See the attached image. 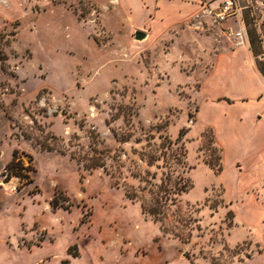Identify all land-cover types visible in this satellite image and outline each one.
Listing matches in <instances>:
<instances>
[{"label":"rangeland","instance_id":"rangeland-1","mask_svg":"<svg viewBox=\"0 0 264 264\" xmlns=\"http://www.w3.org/2000/svg\"><path fill=\"white\" fill-rule=\"evenodd\" d=\"M253 3L244 45L202 6L0 0V264H264V218L241 212L264 185L243 187L221 122L241 98L216 80L264 74ZM14 157L29 178L5 182Z\"/></svg>","mask_w":264,"mask_h":264},{"label":"crops","instance_id":"crops-1","mask_svg":"<svg viewBox=\"0 0 264 264\" xmlns=\"http://www.w3.org/2000/svg\"><path fill=\"white\" fill-rule=\"evenodd\" d=\"M150 7L163 11L166 8H192L203 4L216 7L222 0H146ZM141 9L139 3H135L133 10L138 12ZM249 14V13H248ZM250 16V15H249ZM231 25L226 26L227 23ZM237 26L236 30L235 27ZM221 28L225 34L232 36V32L242 28L235 25L231 20L225 22ZM243 30V29H242ZM246 33V27H245ZM247 37V35H246ZM242 43L245 45V40ZM249 45L248 39L246 42ZM245 48L236 52L239 55L245 54ZM216 80L225 87L229 84L234 86L233 92H228V96L241 98V110L243 112V122H236V117L222 118L223 124H228L230 128L231 141L236 149L241 152V160L244 171L243 187L251 185H264V75L260 72L255 62H243L220 64ZM235 123V125L230 124ZM231 125V126H229ZM237 136H239L237 138ZM228 145V144H227ZM244 203L241 208L242 221L247 226L257 229L264 218V206L256 203L253 197ZM262 231V230H261ZM264 246V234L261 235ZM264 256V254H263Z\"/></svg>","mask_w":264,"mask_h":264},{"label":"built area","instance_id":"built-area-1","mask_svg":"<svg viewBox=\"0 0 264 264\" xmlns=\"http://www.w3.org/2000/svg\"><path fill=\"white\" fill-rule=\"evenodd\" d=\"M203 10L219 25L232 21L242 29L232 32V35L243 41L245 33L244 13L248 12L254 24L258 25L256 9L253 0H222L216 7L201 5Z\"/></svg>","mask_w":264,"mask_h":264},{"label":"trees","instance_id":"trees-1","mask_svg":"<svg viewBox=\"0 0 264 264\" xmlns=\"http://www.w3.org/2000/svg\"><path fill=\"white\" fill-rule=\"evenodd\" d=\"M262 73V72H261ZM264 75V74H263ZM6 170L8 173L4 179L5 182H8L9 179L13 176L19 177L20 180L29 178V167L23 166L21 160L15 161V157L13 160L6 166Z\"/></svg>","mask_w":264,"mask_h":264},{"label":"water","instance_id":"water-1","mask_svg":"<svg viewBox=\"0 0 264 264\" xmlns=\"http://www.w3.org/2000/svg\"><path fill=\"white\" fill-rule=\"evenodd\" d=\"M146 37V33L145 32H143V31H136L135 32V39L136 40H143L144 38Z\"/></svg>","mask_w":264,"mask_h":264}]
</instances>
